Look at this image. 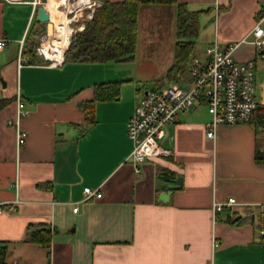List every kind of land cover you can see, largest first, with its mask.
Returning <instances> with one entry per match:
<instances>
[{
	"label": "crops",
	"instance_id": "crops-1",
	"mask_svg": "<svg viewBox=\"0 0 264 264\" xmlns=\"http://www.w3.org/2000/svg\"><path fill=\"white\" fill-rule=\"evenodd\" d=\"M41 1L48 8L51 0ZM60 1L53 4L64 15ZM179 1L200 10L195 45L202 47L192 55L203 57L213 41L239 42L233 57L254 60L257 106L247 121L218 124L210 140V114L201 100L165 126L158 142L169 152L145 159L135 172L126 121L149 89L138 88V81L165 79L174 60L176 4L140 5L138 28H148L152 38L144 57L136 56L138 32L130 60L51 66L28 52L31 40L38 43L37 28L45 30L36 19L40 4L0 0V37L6 38L0 98L9 99L0 109V201L14 206L0 212V264H264L258 232L264 162L254 158L264 144V56L242 41L264 11V0ZM106 81H119V94L97 100L95 121L88 122L80 102L91 100L94 85ZM17 92L27 110L18 118L27 133L22 144L14 123ZM179 175L181 187L160 199L161 185L177 184ZM85 186L98 188L101 196L85 198ZM230 197L237 203L214 217L213 203ZM29 225L49 226V245L27 240Z\"/></svg>",
	"mask_w": 264,
	"mask_h": 264
},
{
	"label": "built area",
	"instance_id": "built-area-1",
	"mask_svg": "<svg viewBox=\"0 0 264 264\" xmlns=\"http://www.w3.org/2000/svg\"><path fill=\"white\" fill-rule=\"evenodd\" d=\"M21 1V0H10ZM48 1V0H47ZM102 0H78L70 3V0H61L58 9L63 12L67 19L69 33L67 43L62 49L60 56H48L46 50L55 51L50 38L55 35V23L50 17L47 2L33 0L34 4L43 5L52 22L51 32L45 30L39 34L38 43L35 46L36 54L51 66H58L64 59V51L68 47L73 34L81 30L87 19L92 17L94 9L101 4ZM264 11L259 14L253 27L242 41L250 42L256 48L263 50L264 56ZM239 42H230L220 46L216 41L211 42L204 48V56L192 55L187 63V71L192 79L189 88L176 84H169L161 89H148L136 102L131 115L126 121V133L132 140L133 147L128 156L135 172H140L143 161L147 158L166 154L169 151L160 146L158 139L165 135V126L174 122L176 115L184 110L195 108L201 100L207 104L210 114L205 123V137L214 140L217 125L220 123L233 124L247 121L257 106L254 96V60H236L233 51ZM6 45V38L0 37V49ZM57 46V45H56ZM20 59V58H19ZM19 61V60H18ZM16 100V126L17 144H22L27 135L24 129L19 127L18 118L26 113L24 102L19 92L15 95ZM85 198L101 196L98 188L85 186L83 188ZM237 201L230 197L224 202H214L212 205L213 215L224 208L233 207ZM14 207L9 201H0V212ZM262 217L264 221V204H262ZM77 206L73 207L76 211ZM259 235L264 236V224L259 227ZM212 244H218L212 239ZM3 243L0 240V251Z\"/></svg>",
	"mask_w": 264,
	"mask_h": 264
},
{
	"label": "trees",
	"instance_id": "trees-1",
	"mask_svg": "<svg viewBox=\"0 0 264 264\" xmlns=\"http://www.w3.org/2000/svg\"><path fill=\"white\" fill-rule=\"evenodd\" d=\"M160 3L176 4L174 60L164 74L166 80H174L186 69L193 54L195 38L198 33V15L200 10H190L179 0H102L87 19L81 30L76 31L64 51V61L106 62L123 61L133 58L138 34V12L141 4ZM44 26H39L36 34L42 33ZM28 52L35 55V40H31ZM119 81H106L94 85L91 100L80 102L88 116V122L95 121L94 104L97 100H110L118 96ZM9 101L0 98V109ZM254 158L264 162V144L256 149ZM235 216H232L234 218ZM264 224V221H263ZM26 239L42 245H49L51 229L49 226L33 227L29 225ZM264 240V236H261ZM4 252V246L0 251Z\"/></svg>",
	"mask_w": 264,
	"mask_h": 264
},
{
	"label": "rangeland",
	"instance_id": "rangeland-1",
	"mask_svg": "<svg viewBox=\"0 0 264 264\" xmlns=\"http://www.w3.org/2000/svg\"><path fill=\"white\" fill-rule=\"evenodd\" d=\"M158 27V26H157ZM174 26H172L173 28ZM164 33L167 32L168 26H163ZM68 30V29H67ZM139 32V39H138V46L136 49V56L138 58L146 56V54L150 51V43L149 41L152 39L151 38V32L148 28H145L143 30V26H140L138 28ZM202 47L196 43L194 50L199 51L200 48ZM168 84H176L185 88H189L191 86V83L189 81V72L187 69H184L181 71L179 74H177L176 78L174 80H166L163 79V77H153L148 80H140L138 81V88H142L143 86L149 88V89H161Z\"/></svg>",
	"mask_w": 264,
	"mask_h": 264
},
{
	"label": "bare ground",
	"instance_id": "bare-ground-1",
	"mask_svg": "<svg viewBox=\"0 0 264 264\" xmlns=\"http://www.w3.org/2000/svg\"><path fill=\"white\" fill-rule=\"evenodd\" d=\"M74 1L77 2L78 0H70L71 5H72V2H74ZM55 5L53 4V0L49 1V3H48V9L51 12V19L54 21L55 28H56L54 37L50 38V40H49L50 42L52 41L55 43V45H53L51 43V45H52V47H54L53 49L55 51L53 52V51L46 50V53L48 56H60L62 49L64 48V46L67 43V35L69 33V27L63 22L66 17L63 14L58 12ZM63 17H64V19H62Z\"/></svg>",
	"mask_w": 264,
	"mask_h": 264
},
{
	"label": "water",
	"instance_id": "water-1",
	"mask_svg": "<svg viewBox=\"0 0 264 264\" xmlns=\"http://www.w3.org/2000/svg\"><path fill=\"white\" fill-rule=\"evenodd\" d=\"M36 19L40 22L45 23V31L46 32H51L52 30V22L49 20V14L46 10V8L43 5H38L37 6V11H36ZM176 182L177 184L175 185H165L162 184V192L159 194V198L162 200H166L168 197V193L172 189L180 188L182 185V177L179 175L176 177Z\"/></svg>",
	"mask_w": 264,
	"mask_h": 264
}]
</instances>
